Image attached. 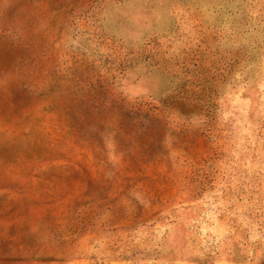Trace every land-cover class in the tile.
<instances>
[{"label":"rangeland","instance_id":"obj_1","mask_svg":"<svg viewBox=\"0 0 264 264\" xmlns=\"http://www.w3.org/2000/svg\"><path fill=\"white\" fill-rule=\"evenodd\" d=\"M0 264H264V0H0Z\"/></svg>","mask_w":264,"mask_h":264}]
</instances>
